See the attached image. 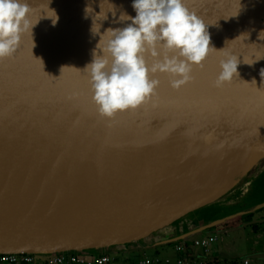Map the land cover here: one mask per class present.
<instances>
[{"label":"water","instance_id":"95a60500","mask_svg":"<svg viewBox=\"0 0 264 264\" xmlns=\"http://www.w3.org/2000/svg\"><path fill=\"white\" fill-rule=\"evenodd\" d=\"M132 2L28 0L39 22L0 59V253L165 245L198 233L182 228L191 216L264 181V0H185L215 50L178 89L158 72L154 95L104 117L84 69L100 34L131 23L120 17L136 15ZM230 56L238 75L217 87Z\"/></svg>","mask_w":264,"mask_h":264},{"label":"clouds","instance_id":"9594fccd","mask_svg":"<svg viewBox=\"0 0 264 264\" xmlns=\"http://www.w3.org/2000/svg\"><path fill=\"white\" fill-rule=\"evenodd\" d=\"M132 7L134 17H120L131 20L126 27L108 28L100 34L101 25L94 30L93 23V33L101 36L99 52L93 51L84 71L92 100L104 117L135 109L154 95L160 81L153 77L158 72L169 74L171 86L178 89L192 79L193 66L202 68L209 52L215 50L204 21L189 10L185 0H133ZM49 9L52 15L45 16L55 25L59 17ZM31 11L28 0H0V59L17 51L23 33L32 35L39 21H30ZM106 19L107 15L102 20ZM239 63L234 56L221 60L215 85L220 87L238 75Z\"/></svg>","mask_w":264,"mask_h":264},{"label":"flooded vegetation","instance_id":"af4514ba","mask_svg":"<svg viewBox=\"0 0 264 264\" xmlns=\"http://www.w3.org/2000/svg\"><path fill=\"white\" fill-rule=\"evenodd\" d=\"M259 195L263 204L246 212L237 210ZM233 200L235 207L222 205L191 216L182 228H198V233L165 245H144L120 253L61 254L59 261L54 260L59 254H29L30 259L24 260V253L13 259L8 258L13 254L0 253V264H98L100 255L106 258L101 264H264V181L249 185Z\"/></svg>","mask_w":264,"mask_h":264},{"label":"built area","instance_id":"2783aa9c","mask_svg":"<svg viewBox=\"0 0 264 264\" xmlns=\"http://www.w3.org/2000/svg\"><path fill=\"white\" fill-rule=\"evenodd\" d=\"M14 255L15 254H13V255H9L8 256V258H11V259H13L14 258ZM61 254H59L58 256H56L55 258H54V260H60L61 258H62V256H60ZM23 259L24 260H29L30 259V255L29 254H26L24 257H23ZM69 259H72V260H75V258L74 257H69ZM80 259V256H79V258H78V260ZM105 257L103 256V255H100L97 259H96V263H98V264H101L103 261H105Z\"/></svg>","mask_w":264,"mask_h":264},{"label":"rangeland","instance_id":"374dc122","mask_svg":"<svg viewBox=\"0 0 264 264\" xmlns=\"http://www.w3.org/2000/svg\"><path fill=\"white\" fill-rule=\"evenodd\" d=\"M241 192H243V191H241ZM241 192H239V193H241ZM239 193H237V194H239ZM236 194V195H237ZM235 195V196H236ZM263 195V194H262ZM262 195H259L258 197H256V198H254L255 200H257V201H259V200H261V198H262ZM234 198V197H233ZM234 201V200H233ZM263 201H260V202H258L257 204H260V203H262Z\"/></svg>","mask_w":264,"mask_h":264},{"label":"crops","instance_id":"0c3cea01","mask_svg":"<svg viewBox=\"0 0 264 264\" xmlns=\"http://www.w3.org/2000/svg\"><path fill=\"white\" fill-rule=\"evenodd\" d=\"M226 205H229V206H232V207H235L236 205L235 204H226ZM36 256H40V257H42V256H46V255H36Z\"/></svg>","mask_w":264,"mask_h":264}]
</instances>
